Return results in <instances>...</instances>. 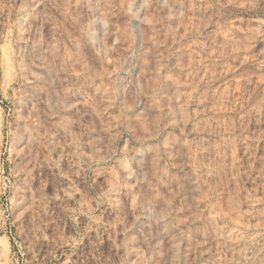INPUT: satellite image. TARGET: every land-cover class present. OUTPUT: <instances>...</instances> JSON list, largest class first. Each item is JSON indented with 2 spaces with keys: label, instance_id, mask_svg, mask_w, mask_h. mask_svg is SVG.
Returning a JSON list of instances; mask_svg holds the SVG:
<instances>
[{
  "label": "rangeland",
  "instance_id": "obj_1",
  "mask_svg": "<svg viewBox=\"0 0 264 264\" xmlns=\"http://www.w3.org/2000/svg\"><path fill=\"white\" fill-rule=\"evenodd\" d=\"M0 264H264V0H0Z\"/></svg>",
  "mask_w": 264,
  "mask_h": 264
}]
</instances>
